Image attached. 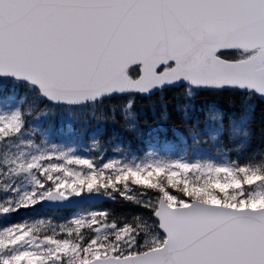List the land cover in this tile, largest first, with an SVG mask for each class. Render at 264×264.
I'll list each match as a JSON object with an SVG mask.
<instances>
[{
    "label": "snow or ice",
    "instance_id": "1",
    "mask_svg": "<svg viewBox=\"0 0 264 264\" xmlns=\"http://www.w3.org/2000/svg\"><path fill=\"white\" fill-rule=\"evenodd\" d=\"M0 264H264V0H0Z\"/></svg>",
    "mask_w": 264,
    "mask_h": 264
},
{
    "label": "trees",
    "instance_id": "2",
    "mask_svg": "<svg viewBox=\"0 0 264 264\" xmlns=\"http://www.w3.org/2000/svg\"><path fill=\"white\" fill-rule=\"evenodd\" d=\"M257 120L259 121V111L257 112Z\"/></svg>",
    "mask_w": 264,
    "mask_h": 264
}]
</instances>
